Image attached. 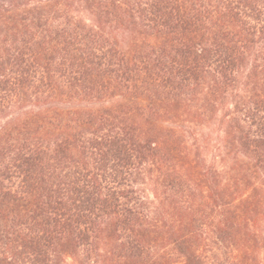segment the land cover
Segmentation results:
<instances>
[{"label":"trees","instance_id":"1","mask_svg":"<svg viewBox=\"0 0 264 264\" xmlns=\"http://www.w3.org/2000/svg\"><path fill=\"white\" fill-rule=\"evenodd\" d=\"M263 221L264 0H0V264H253Z\"/></svg>","mask_w":264,"mask_h":264},{"label":"rangeland","instance_id":"2","mask_svg":"<svg viewBox=\"0 0 264 264\" xmlns=\"http://www.w3.org/2000/svg\"><path fill=\"white\" fill-rule=\"evenodd\" d=\"M263 226H264V221H263ZM250 254L252 255V257H255V261L253 262V264H264V245L252 246L250 250Z\"/></svg>","mask_w":264,"mask_h":264}]
</instances>
